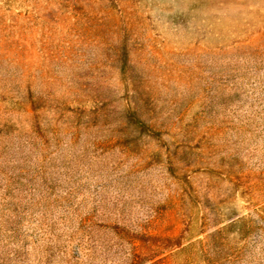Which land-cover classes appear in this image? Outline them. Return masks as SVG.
Here are the masks:
<instances>
[{"label":"rangeland","instance_id":"1","mask_svg":"<svg viewBox=\"0 0 264 264\" xmlns=\"http://www.w3.org/2000/svg\"><path fill=\"white\" fill-rule=\"evenodd\" d=\"M0 264H264V0H0Z\"/></svg>","mask_w":264,"mask_h":264},{"label":"trees","instance_id":"2","mask_svg":"<svg viewBox=\"0 0 264 264\" xmlns=\"http://www.w3.org/2000/svg\"><path fill=\"white\" fill-rule=\"evenodd\" d=\"M135 239H137V240H140V238L138 237V236H135ZM180 241H176V246H178V243H179Z\"/></svg>","mask_w":264,"mask_h":264}]
</instances>
